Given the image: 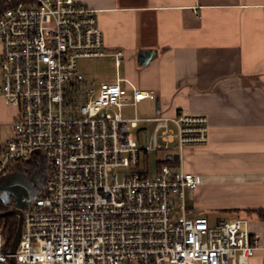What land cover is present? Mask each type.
Wrapping results in <instances>:
<instances>
[{"label":"built area","instance_id":"2783aa9c","mask_svg":"<svg viewBox=\"0 0 264 264\" xmlns=\"http://www.w3.org/2000/svg\"><path fill=\"white\" fill-rule=\"evenodd\" d=\"M0 44V97L16 107L5 138L0 123V179L39 167L42 155L46 163L41 192L22 209L14 253L0 225V264H249L264 249L245 217L212 224L188 216L187 192L201 176L170 163H181L186 146L207 143L206 115L139 117L138 103L156 100L155 90L126 78L89 81L79 71L81 58L110 56L119 65L124 55L107 51L96 9L7 0ZM143 121L155 122L151 134ZM172 144L178 152L155 173L140 164L142 151Z\"/></svg>","mask_w":264,"mask_h":264},{"label":"crops","instance_id":"0c3cea01","mask_svg":"<svg viewBox=\"0 0 264 264\" xmlns=\"http://www.w3.org/2000/svg\"><path fill=\"white\" fill-rule=\"evenodd\" d=\"M77 1L97 10L107 51L124 53L119 65L103 60L126 77L97 82L155 90L157 115L208 117L207 143L186 146L179 164L201 176L192 212L245 217L264 235V0ZM142 49L154 51L145 65ZM0 101V123L10 125L16 107ZM249 264H264V249Z\"/></svg>","mask_w":264,"mask_h":264},{"label":"rangeland","instance_id":"374dc122","mask_svg":"<svg viewBox=\"0 0 264 264\" xmlns=\"http://www.w3.org/2000/svg\"><path fill=\"white\" fill-rule=\"evenodd\" d=\"M78 68L79 71L88 79L90 80H95V81H103V80H108V78H117V76L121 77H126V72L124 66H117L114 59L109 58V59H104L103 58H81L78 61ZM155 104L152 100L146 99L143 100L142 102H139L137 105V115L139 117H151V116H156L157 114L154 111ZM3 106L1 105L0 101V110H3ZM5 110V109H4ZM124 112L127 113V116H134L133 109L130 107H126L124 109ZM155 122H140V126H146L149 127L150 134L153 131ZM11 129V125H6L3 126V131H2V138H5L9 135ZM133 132V131H132ZM174 145H171V148L166 151L162 150H153L150 153H147L146 156H144L143 151L140 154V164L145 165L149 164L150 165V170L152 173H155L157 166H158V161L163 159L168 152H173L177 153V148L173 147ZM171 168L174 171H179L180 165L179 163H170ZM146 166V165H145ZM190 192H187V196L189 197ZM190 207L194 206V201L190 200L189 203ZM193 209L188 211V216L189 217H195L202 212L200 209L194 210ZM211 213V214H210ZM207 214L209 215L210 222L212 224L216 223L220 217L219 214L215 212H205L204 215ZM124 264H129L128 262H125ZM131 264H136L132 262Z\"/></svg>","mask_w":264,"mask_h":264},{"label":"water","instance_id":"95a60500","mask_svg":"<svg viewBox=\"0 0 264 264\" xmlns=\"http://www.w3.org/2000/svg\"><path fill=\"white\" fill-rule=\"evenodd\" d=\"M154 51L142 49L139 51L138 60L141 65H145L148 63V61L153 56ZM159 107V105H158ZM159 110V109H158ZM174 157V159L178 160L180 158L179 154H175L174 156L171 154H168V159L171 160ZM39 171L40 175L38 176L37 182L32 184V181L34 180L33 175L29 177L27 173H32L34 171ZM46 178V163H45V157L42 155L41 157V164L39 167H32L27 169L25 172H11L6 175H4L0 179V197L2 198V201L6 204H8L10 201L8 197H10V194H14L15 197L13 199V206L14 208L9 209L7 211L0 212V215H6L10 213H14L18 215V228L16 231V234L14 236L12 246H11V253H14L17 245L20 241L21 232H22V209L32 203L34 199L39 195L41 192L44 181ZM34 185V191H32L31 186ZM19 192L23 194V197L20 199Z\"/></svg>","mask_w":264,"mask_h":264},{"label":"trees","instance_id":"16d2710c","mask_svg":"<svg viewBox=\"0 0 264 264\" xmlns=\"http://www.w3.org/2000/svg\"><path fill=\"white\" fill-rule=\"evenodd\" d=\"M16 3L23 2L27 0H14ZM7 0H0V11L6 6ZM7 207L4 205L0 199V212L5 211ZM0 225L4 227L3 234L7 243L10 244L13 241L18 228V215L14 213L0 215Z\"/></svg>","mask_w":264,"mask_h":264},{"label":"flooded vegetation","instance_id":"af4514ba","mask_svg":"<svg viewBox=\"0 0 264 264\" xmlns=\"http://www.w3.org/2000/svg\"><path fill=\"white\" fill-rule=\"evenodd\" d=\"M34 165H25V166H22V167H20L19 169H17L16 171L17 172H25L27 169H29V168H32ZM28 175H29V177L30 176H32V174H34L33 175V178H34V180L32 181V184H34L35 182H37V180H38V176L40 175V173H39V171H34V172H32V173H27ZM34 185L33 186H31V189H32V191H34ZM19 197H20V199L23 197V194H21L20 192H19ZM14 197H15V195L14 194H10V197H8V199H9V203L8 204H6V203H4L3 201V203H4V205L7 207L6 209H5V211H7V210H9V209H12V208H14V206H13V204H14V202H13V199H14ZM0 199L2 200V198L0 197Z\"/></svg>","mask_w":264,"mask_h":264}]
</instances>
